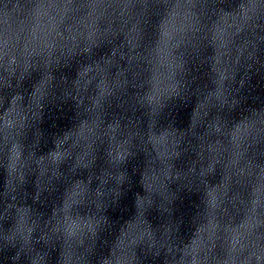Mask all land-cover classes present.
I'll use <instances>...</instances> for the list:
<instances>
[{
    "label": "water",
    "instance_id": "water-1",
    "mask_svg": "<svg viewBox=\"0 0 264 264\" xmlns=\"http://www.w3.org/2000/svg\"><path fill=\"white\" fill-rule=\"evenodd\" d=\"M133 237L131 264H264V0L84 1L0 160V264Z\"/></svg>",
    "mask_w": 264,
    "mask_h": 264
},
{
    "label": "clouds",
    "instance_id": "clouds-1",
    "mask_svg": "<svg viewBox=\"0 0 264 264\" xmlns=\"http://www.w3.org/2000/svg\"><path fill=\"white\" fill-rule=\"evenodd\" d=\"M121 150L124 152L125 155L126 150L125 149H121ZM25 224H26L25 216L21 215L20 220L18 221V230H22L25 227ZM84 224H85V228H87L90 231H94V225L92 223L89 224L88 222H85ZM28 231L29 232L31 231L30 227L28 228ZM66 232L69 237L76 235V233L70 232L68 227L66 228ZM141 235H143V233H141ZM135 239L136 237H133L132 240L130 241H126L125 239H121L119 241L118 247L120 248L121 252H120V256L116 260V264H131L132 257L128 255V251H129L128 246L130 243L134 242ZM68 259L69 260L71 259L70 254L68 255ZM105 264H112V262L105 261Z\"/></svg>",
    "mask_w": 264,
    "mask_h": 264
}]
</instances>
